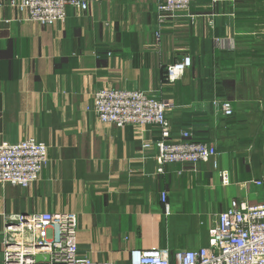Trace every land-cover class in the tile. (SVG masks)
Segmentation results:
<instances>
[{"label":"crops","instance_id":"1","mask_svg":"<svg viewBox=\"0 0 264 264\" xmlns=\"http://www.w3.org/2000/svg\"><path fill=\"white\" fill-rule=\"evenodd\" d=\"M246 3L193 0L157 36L156 0H91L50 25L0 0V143L34 138L48 154L30 186L0 185V264L3 230L19 214L74 212L79 255L131 264L133 250L205 247L232 200L264 202V43L254 36L258 25L264 37V11L257 18ZM184 55L190 66L167 82V65ZM104 87L170 101L171 139L189 130L218 156L157 172L156 149L142 147L156 127H117L90 109Z\"/></svg>","mask_w":264,"mask_h":264},{"label":"built area","instance_id":"2","mask_svg":"<svg viewBox=\"0 0 264 264\" xmlns=\"http://www.w3.org/2000/svg\"><path fill=\"white\" fill-rule=\"evenodd\" d=\"M91 0H9L25 13V19L42 25L63 21L66 7L79 11L87 9ZM193 0H156V35L177 16L187 13ZM234 4L236 0H209ZM189 55L167 65L165 80L169 83L182 77L190 66ZM222 114L230 116L229 101L220 104ZM168 100L158 99L147 91L101 88L93 94L90 109L98 120L117 127L152 125L158 138L143 148L156 149L157 172L174 163L196 164L215 159L218 152L212 145L197 141L189 130H181L178 140L171 139L170 122L166 111ZM48 163L47 146L34 138L16 143H0V185L27 187L36 182ZM262 181H256L260 185ZM165 212H169L167 193H160ZM77 215L65 212H33L19 214L16 223L4 230L6 246L2 264H112L95 261L77 253ZM209 244L196 249L166 247L133 250L131 264H264V202L248 204L232 200L229 206L215 215L208 231ZM42 256L36 260V256ZM47 257V259H46Z\"/></svg>","mask_w":264,"mask_h":264},{"label":"rangeland","instance_id":"3","mask_svg":"<svg viewBox=\"0 0 264 264\" xmlns=\"http://www.w3.org/2000/svg\"><path fill=\"white\" fill-rule=\"evenodd\" d=\"M246 1H247V3L245 5L248 6V0H246ZM249 1L252 2L251 6H250L251 10L255 9L256 10V14H257L256 15L257 18H260L259 10H260V12L264 11V0H249ZM262 28H264V27H262ZM254 29H256V31H257L254 36L257 38L259 43H261V42L264 43L263 42L264 41V39H263L264 37L260 38V26L257 25V26L254 27ZM258 94H260V96H261V93H258ZM260 100H261V103L263 105V111H264V96L260 97Z\"/></svg>","mask_w":264,"mask_h":264},{"label":"water","instance_id":"4","mask_svg":"<svg viewBox=\"0 0 264 264\" xmlns=\"http://www.w3.org/2000/svg\"><path fill=\"white\" fill-rule=\"evenodd\" d=\"M263 160H264V143H263ZM263 177H264V163H263ZM42 259V256H36V260H41ZM47 259V257H46Z\"/></svg>","mask_w":264,"mask_h":264}]
</instances>
